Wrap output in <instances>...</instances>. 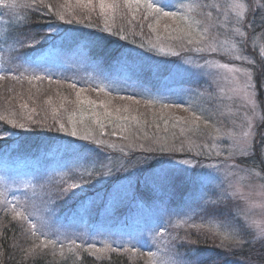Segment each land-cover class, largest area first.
I'll use <instances>...</instances> for the list:
<instances>
[{"label":"rangeland","instance_id":"1","mask_svg":"<svg viewBox=\"0 0 264 264\" xmlns=\"http://www.w3.org/2000/svg\"><path fill=\"white\" fill-rule=\"evenodd\" d=\"M13 2L14 0H0V75L6 77L0 80V116L5 117L0 120V129L12 128L8 120L24 123L27 129L33 126L39 129L38 132L43 129V125L48 124L52 133L66 139L90 143L101 153L119 157L132 153L141 158L144 156L155 164L146 174L170 169L171 175L185 176L179 171L185 166L176 162L190 161L196 165V172L213 177L212 189L216 192L226 189L234 195H229L227 201L218 207L203 210L189 201L185 206L176 208L156 203L152 205L156 218L152 219L153 224L147 228H136L140 222L139 217L130 220L129 228L116 227L114 219L117 212L106 210L96 230H91L89 223H82L79 231H76L77 225L65 227L51 223L47 237L41 235L39 230L33 236L30 223L36 222L39 229L35 213L43 209L46 203L54 201L50 204L52 207L55 200L61 201L69 195L76 196L84 192L87 183L91 185L92 181L87 182L83 177L88 176L90 173L87 172L92 169H84L89 164L81 162L80 159L69 161L65 165L66 169L63 165L57 166L55 170H50L52 172L39 175L3 164L0 167V220H4L6 216L11 217L15 226L24 233L28 248L40 245L41 240L52 241L46 248L41 246L36 249L43 252L45 250L50 259L61 258L62 253H73L77 256L86 253L89 257L105 259L113 252L111 249L118 248L123 251L118 254L131 261H139L141 264H169L175 248L181 253H189L192 248L191 251L195 253L194 246H197L203 247V251L196 255L190 253L191 257L186 258L198 260L199 264L203 258L208 259V264H264V237L259 235L260 228L257 227H264L262 0H153L156 4L170 5L166 10L188 16L192 21H199L194 27L198 32H203L207 27L208 32L205 35L209 38L216 37L217 47L220 46L219 42H225L218 52L199 53L194 51L199 45H188L186 40H177L175 32L165 31V26H169L170 30L176 27L171 18L152 14L144 19L145 10L140 9L135 13L136 19H133L132 13L122 6L114 19L108 21L112 27V35H117L121 42L130 43L137 54L142 56V62H147L145 66L155 69V76L161 77L170 73L171 76L192 77L202 82L197 87L173 86L162 92L150 91L141 81L132 77L131 73L119 68L105 70L99 60L82 55L78 48H74L72 54L65 50L57 54L56 50L46 48L42 53L47 59L39 64L26 60L11 62L10 57L16 56L15 51L20 49L17 41L42 37L47 28L45 26L44 31L38 30L30 36L21 34L8 43L5 41L6 25L9 23L17 26L29 15L41 13L44 15L40 18V23H46L50 15L47 7L46 10L39 4V0H35V3L34 0H15L19 6L14 9L5 6ZM236 3H242L246 7L244 21L238 22L236 14L240 9L232 7ZM44 4L55 6L53 14L64 13L65 5H75V0H44ZM195 5L198 7H191L189 10L190 6ZM75 11L78 17L90 15L92 25L98 26L103 32L105 21L99 14L98 6H95V0L91 13L83 9ZM149 24L153 25L155 31L149 28ZM236 28L244 31L245 35H236ZM250 28L254 30V34ZM121 35L126 38L121 40ZM236 55H242L245 59L236 60ZM255 58L262 60L261 65L256 64ZM249 60L255 62L250 64ZM206 61L227 67L210 68ZM139 64L141 67L142 63ZM198 64L205 67L201 70L196 67ZM260 66L262 69L258 70ZM236 68L251 73V80L241 72L229 71ZM35 76L45 78L36 80ZM53 78L61 82L51 83ZM245 82L248 83L246 91L252 94L255 107L248 102L244 91L237 90L243 89ZM99 88L104 91H98ZM11 91L17 93L9 97ZM78 91L81 92L83 100H91L93 104H79L76 98ZM121 96L131 99H120ZM27 100L29 106L23 103L28 104ZM149 101L152 102L151 106ZM164 103H172L174 106L163 109ZM101 104L107 105L112 117L104 118L105 108ZM30 105L32 108H29ZM117 109L120 110L119 117L128 119H116ZM93 111L100 115L103 127L95 122ZM194 116L201 117L197 122L198 128L184 123ZM132 117L136 119L133 120ZM109 119L112 123H109ZM57 120L69 129L75 125L79 136L88 135L89 139L74 138L60 132ZM26 132L36 131L29 129ZM245 132H250L246 140ZM10 134V131L4 132L0 137ZM97 141L100 143L97 144ZM245 147L246 154H241V149ZM106 161L104 169L111 174L110 166L115 162H111L110 158ZM201 165L207 167H200ZM213 165L216 167H212ZM124 179L122 186L126 185ZM74 182L83 184V189H77L75 195L70 191L65 194L63 190ZM124 197L125 192L122 198ZM14 210L24 215L32 214L30 220H25L23 216L14 219ZM237 224L240 226L239 235L229 226ZM173 236L180 239L173 241ZM6 238V244L11 247L12 240L7 236ZM237 239L241 241L238 245L234 243ZM0 240H3L1 232ZM77 245L81 247L77 248ZM98 249L102 251H97ZM149 251L155 255L149 257ZM5 256L6 250L0 247V261L6 260Z\"/></svg>","mask_w":264,"mask_h":264},{"label":"trees","instance_id":"2","mask_svg":"<svg viewBox=\"0 0 264 264\" xmlns=\"http://www.w3.org/2000/svg\"><path fill=\"white\" fill-rule=\"evenodd\" d=\"M262 4L264 10V0H262ZM51 6L55 10V6ZM53 12L49 13V20L46 23H44L45 21L40 23V18L43 17L44 13L36 14L37 16L31 14L25 20L19 22L17 26L8 23L5 30V41L8 43L14 41L21 34L30 36L38 30L42 32L44 31L43 27L46 26L47 28L50 22L60 24ZM60 26L65 28V31L55 36L51 44L71 54L74 48L80 50L78 45H89L91 56L88 57L99 60L105 70L108 68L118 70L119 68L121 71L131 73L132 77L141 81L150 91L159 90L162 92L173 86L191 88L200 86L202 83L192 77L185 78L183 76L180 78L171 76L170 73L161 75V77L155 76V69L145 66L147 62H142V56L137 54L136 49H133L134 47L130 43L121 42L117 35L102 32L98 26L92 25V19H83L79 24H61ZM250 30L252 34L255 33L252 28ZM51 44L46 42L41 46H37L35 50L20 48L15 51V54L25 56V60L28 62L39 64L43 59H47L42 51L46 48L52 50ZM126 54L130 55L124 61L121 58ZM255 60L256 64L261 65L262 60L260 61L257 58ZM139 63H142L141 67ZM111 69L108 71H111ZM261 69L260 66L258 70ZM52 81L61 82V80L55 78ZM15 93L17 92L12 93L11 91L9 97ZM19 94L20 92L16 95ZM27 101L28 104L23 103L29 106V100ZM29 108H32V105ZM39 124L43 125L42 123ZM48 126V124L43 125L41 128L44 130L42 129L40 132H38L39 129L33 126L29 127V129L36 131L34 133L13 127H2L0 134L4 133L5 130H7L6 133L10 131L11 134L10 136L2 135L0 137V167L5 164L13 169L19 167L22 172L39 175L47 171L52 172L50 170H55L57 166L63 165L66 169L65 165L76 159L89 164L84 169L89 170L91 168L92 170L87 172L90 174L84 176L83 179L87 182L92 181L91 185L87 183L86 190L79 195H69L61 201L55 200V205L51 207V223L54 225L59 226L61 224L65 227L77 225L76 231H79L81 230L79 229L80 226L83 225L82 223H89L91 230H96L103 220L104 211L110 210L117 212L114 219L116 220V227L129 228L131 227L130 220L133 217H139L140 222L136 228L141 227L142 229L152 225V219L156 218L152 205L164 203L171 208H176L182 205L185 206L188 203L193 185L188 182L185 176L171 175L169 183L161 184L157 172L146 174L154 168L155 164L144 156L141 158V156L134 153L125 157L104 154L90 143L66 139L59 134H54ZM107 158H110L111 162H115L114 165L110 166L112 172L109 176L105 175L107 171L103 166L107 162ZM123 178L126 180V185L122 186ZM124 192L126 197L122 198ZM8 218L9 216H6L3 218L4 220H0V232L3 238V240H0V247L6 250V260L3 259L0 264H141L139 261H131L118 254V252H123L122 249L118 248H115L116 251H113L114 248L111 249L113 252L107 255L105 259L89 257L86 253L78 256L73 253H62L61 258L50 259L47 257L49 255L46 254L45 250L44 252L37 250V254L30 255L29 250L31 248L26 246L28 242L23 235L24 233L15 226L11 217ZM6 236L12 240L11 247L6 244ZM139 250L141 251V249ZM191 250L187 253V257H191V254L201 253L203 247L194 246L195 253ZM208 262V259L203 258L201 264H208Z\"/></svg>","mask_w":264,"mask_h":264},{"label":"snow or ice","instance_id":"3","mask_svg":"<svg viewBox=\"0 0 264 264\" xmlns=\"http://www.w3.org/2000/svg\"><path fill=\"white\" fill-rule=\"evenodd\" d=\"M35 3V0H34ZM39 4L41 6L47 7L48 12L52 13L53 9L51 5H45L44 4V0H39ZM6 7L9 8H16L19 5L17 3H15V0L13 3L5 5ZM25 7H28V5H24ZM95 6H98L99 8V14L101 17L104 18L105 24H104V29L103 31L107 32L109 35L112 34V27L109 25L108 21L109 19H114L115 15L117 13H119L121 7L123 6V8H127L128 11L130 13H132V18L136 19V11L140 10V9H144L145 10V15H144V19H148V17L152 14H155L156 17H168L171 18L175 23H176V27L172 28L171 30L169 29V26H165V31H170L171 32H175L176 35V39L177 40H186L188 45H199L198 47H196L194 49V51L196 52H204V51H209V52H218L220 51L223 47L225 42H219L220 46L217 47V39L216 37H211L209 38L207 35H205V33L208 32V28L206 27L204 29L203 32H198L197 29L194 27V24H198L199 21H192L188 16H180L178 15V13L176 11H171V10H166L170 7V5L168 4H156L153 2V0H122V4H121V0H95ZM191 7H198V5L195 6H190L189 10H191ZM232 7L234 8H239L240 11L236 14L237 18H238V22L240 21H244L245 19V11H246V7L244 4L242 3H236L234 5H232ZM75 9H83L85 11H88L89 13H91L94 9V0H75V5H71V4H66L65 5V12L64 13H60V12H56L54 13L57 17V20L60 21V24H57L55 22H50L47 29H46V34L42 37L36 38V37H31L27 40L24 41H17V45L20 48H32L33 50L36 49V47L38 45H43L46 42L51 44L53 38L55 36L60 35L62 32L65 31V28H62L60 25H71L73 23L79 24L82 22L83 19H90V15L85 16V17H78L76 15V11ZM210 15V14H209ZM157 24H159V19H157ZM149 28H151L153 31H155V28H153V25L149 24ZM235 33L238 36H244L245 33L244 31H242L240 28H236L235 29ZM126 37H124L123 35L120 36V39L123 40ZM51 46L53 47L54 50L57 51V54H59L60 52H62L61 48H58L56 45L51 44ZM78 47L80 48L81 54L82 55H86V56H91V48L89 45H83L80 46L78 45ZM181 47H183V44H181ZM233 49L235 50V45H233ZM188 49H185V51H187ZM130 54H126L124 57H122L121 59L126 61L128 59V56ZM173 55H178V53H173ZM26 57L25 56H20V55H16L14 57H10V61L11 62H15V61H25ZM236 60H244L245 57L242 55H236L235 56ZM255 61L249 60L248 63H254ZM206 65L208 67H221V68H226V65H214L212 64L211 61H206ZM197 68L199 69H203L205 67V65H196ZM229 71H233V72H241L242 75H246L248 77V80H251L252 75L251 73H247L244 72L242 69L236 68V69H229ZM209 75H211V72H209ZM6 77L3 75H0V80L5 79ZM15 78V77H13ZM45 77L43 76H35L34 79L36 80H43ZM31 82V81H29ZM50 82H55V81H51ZM71 87L75 88V85H70ZM248 87V83L245 82L243 89H237V90H241L245 92V97L246 99H248V102L250 104H253V107H255V102L252 99V94H249L246 89ZM83 91V90H81ZM98 91L103 92L104 89L103 88H99ZM76 98H77V102L79 104H83L85 102H87L88 104H93V102L91 100L85 101L81 98V92L78 91L76 92ZM120 99H131V97H124L121 96ZM149 106L152 105V102L149 101ZM174 105L172 103H164L162 104V108L163 109H168L173 107ZM63 107V104H61V108ZM101 107L105 108V112H104V118H109L112 117V113L110 111L107 110V105L105 104H101ZM117 111V116L115 117L116 119H128V117H119L118 113H119V109L116 110ZM125 111H127V109H125ZM55 113L56 110H53V115L55 117ZM93 115L96 117L95 122L98 124H101V127H103V124L101 122L100 119V115L95 113L93 111ZM5 119V117L0 116V120ZM71 121V117L69 118ZM133 120H135V117H132ZM29 120H31V117H29ZM201 120L200 116H194L190 121H184V123L189 124L190 126H195V127H199L198 125V121ZM9 124L12 125L13 128H19L22 130H29L25 127L24 123H17L15 120H8L7 121ZM33 123H35L33 121ZM57 123L59 124V131L62 133H65L67 135H70L71 137L74 138H80V139H84L87 140L89 139L88 135H85L83 137L79 136V133L75 127V125H73V127L71 129L66 128L64 126V124L59 123V121L57 120ZM82 123V121H81ZM109 123H112V120L109 119ZM205 127H208L207 124L204 125ZM249 128H251V121H249ZM49 130H51V128H49ZM7 130H5L6 132ZM250 135V132H245L244 133V138L246 140V138ZM97 144H99L100 142L97 141ZM241 154H246V147L245 149H241ZM176 163L183 165L185 167H182L181 169H179L180 172H182L186 179L188 180L189 183H191L193 185V191L191 192V194L189 195V203H195L196 204V208H199L201 210L205 209V208H215L220 206L224 201H227L229 195H234V193H229L226 189H221V191L216 192L214 189H212L211 187V180L213 179V177L210 174H205V173H198L196 172V165H193L190 161H185V160H180L177 161ZM200 167H207L205 165H201ZM212 167H216L215 165H213ZM106 175L110 174V172L105 173ZM257 175H259L257 173ZM158 179L160 180L161 184H167L169 183V181L171 180V170L170 169H162L160 173L157 174ZM84 185L78 182H74L72 184H70L67 188H65L63 191L65 194H67L69 191L75 195L77 192V189H83ZM54 203V201H51L49 203H46L43 207V209L39 210L38 212L35 213L36 215V219L39 223V229L37 228V223L33 222L30 223V228L32 229V235L36 236L38 230L40 231L41 235H45V237H47V234L49 233V231L51 230V213H52V209L50 207V204ZM196 208L193 209V212L196 211ZM15 211V210H14ZM32 214L29 215H24V213L19 212V211H15V216L14 219H20L22 216L25 220H30ZM195 227H200L198 225H194ZM230 227L233 228L234 231H236L237 235H239V225H229ZM257 227L260 228L259 231V235L261 237H264V227H260L259 225H257ZM160 235H163V233H160ZM180 239V237L178 236H173L172 240H178ZM240 240L237 239L235 240V244H240ZM49 243H52V241H49L47 239L45 240H41L40 241V245H36L34 248L29 250V254L30 255H35L36 253V249L40 248L41 246H43L44 248H46L48 246ZM223 247V245H221ZM81 247V245H77V248ZM117 249H113V251H116ZM128 249H125V251H127ZM97 251H102L101 249H98ZM147 255L149 257H153L155 255V253L149 251L147 253ZM187 257V253H181L179 251L178 248H175L174 250V256L173 259L169 262V264H199V261H192Z\"/></svg>","mask_w":264,"mask_h":264}]
</instances>
